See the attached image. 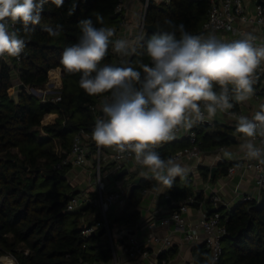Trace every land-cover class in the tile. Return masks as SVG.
I'll return each mask as SVG.
<instances>
[{
	"label": "trees",
	"instance_id": "obj_1",
	"mask_svg": "<svg viewBox=\"0 0 264 264\" xmlns=\"http://www.w3.org/2000/svg\"><path fill=\"white\" fill-rule=\"evenodd\" d=\"M115 2L63 0L62 6L57 7L52 0H47L40 24L30 25L33 31L24 32L22 24L16 22L15 31L25 40V48L19 65L16 57H10L23 85L13 96L8 95L13 86L12 68L0 60V254L11 253L18 264H79L80 258L108 260L111 256L99 232L83 236L80 227L67 226V216L74 212L66 211L65 207L74 190H70L69 183H63L66 179L54 168L58 160L54 145L58 141L62 148L68 149L77 131L92 132L95 125L90 106L108 93L89 96L79 87L81 74L66 73L60 61L64 49L78 42L80 20L90 17L97 27H111L119 22V15L113 13ZM97 14L103 17L102 25L96 22ZM206 15V0H171L167 5L148 8L145 22L159 30H168L165 21L170 20L173 24H183L190 34L198 35ZM57 26H62L59 36H50L45 30L48 27L55 30ZM152 34L147 32L145 39ZM110 45L101 67L110 65ZM148 59L144 49L138 47L130 63L140 70L138 65L147 64ZM55 67L62 71L59 101L42 102L24 89L44 85L48 70ZM49 113L56 117L53 122L42 125L43 117ZM194 129L204 151L234 143L229 135L237 133L236 127L222 124L212 128L196 124ZM186 144L184 138L171 140L155 151L163 159L174 151L173 145L181 148ZM226 167V162H220L210 180L223 175ZM202 168V174L208 177L207 168ZM145 187H155V180L141 178L127 202L111 210L110 221H137L140 196L136 195V189L141 191ZM168 191L175 200L192 194L188 186L179 189L174 184ZM246 203H236L224 214L228 236L223 239L230 241L232 250L227 257L223 250L218 264H264V200L259 204ZM88 210L85 207L84 211ZM191 250L193 264H206L208 251L203 245Z\"/></svg>",
	"mask_w": 264,
	"mask_h": 264
},
{
	"label": "clouds",
	"instance_id": "obj_2",
	"mask_svg": "<svg viewBox=\"0 0 264 264\" xmlns=\"http://www.w3.org/2000/svg\"><path fill=\"white\" fill-rule=\"evenodd\" d=\"M47 0H0V58L18 57L25 40L10 23L20 22L24 32L41 22ZM60 7L63 0H52ZM103 24V17L96 16ZM168 30H158L136 44L127 39L111 38V27H97L93 20L79 21L78 42L62 52L60 63L68 74L79 73V87L89 96L110 93L101 106L92 129L91 139L98 148L117 153L134 154L135 162L146 172L141 175L171 188L177 177L187 169L169 158L162 159L155 149L175 138L179 129H191L198 122L211 121L218 112L226 113L236 103L254 95V74L264 63V45L256 46V37L245 34L243 39L221 42L214 36L204 37L185 31L183 24L165 21ZM62 26L45 30L59 36ZM121 57H129L143 48L150 64L133 67L127 60L119 66H100L109 45ZM218 87V90H217ZM236 131L245 138L240 150L248 160L264 164V148L255 143L264 138V105L251 119L233 114ZM225 158L232 153L222 150Z\"/></svg>",
	"mask_w": 264,
	"mask_h": 264
},
{
	"label": "built area",
	"instance_id": "obj_3",
	"mask_svg": "<svg viewBox=\"0 0 264 264\" xmlns=\"http://www.w3.org/2000/svg\"><path fill=\"white\" fill-rule=\"evenodd\" d=\"M170 1L153 0L152 5H167ZM206 4V19L198 35L214 36L217 40L227 43L243 39L245 34L250 33L256 37L254 41L256 46L264 45V0H206ZM147 10V4L143 0H116L113 13L119 15L120 20L116 25L111 26L114 30L113 43L117 39H127L135 46L136 38L141 34L145 36L147 33L144 27L147 24L145 22ZM9 30L15 31V24L10 23ZM110 53V65L114 66H119L124 59L131 62L133 57V55L119 56L112 50V44ZM20 59V56L16 57L17 65ZM0 60L10 64L12 68L13 86L8 90V95L13 96L23 88L20 87L22 84L18 78V68L11 65L10 57L7 61L2 58ZM147 64H150L149 59ZM55 68L58 71L54 73V76L49 75V70L54 68L47 72L45 89L41 86H26L24 89L39 97L42 102L59 101L62 71L60 67ZM254 79L252 98L261 106L264 105V63L256 70ZM110 95L108 93L98 103L90 106L95 121L102 116L101 106L105 100L110 99ZM233 104L234 107L228 112H218L213 120L206 119L197 124L209 128L217 124L236 127L237 121L233 114L246 116L249 119L255 114L250 113L252 106L246 101L240 103L233 101ZM49 114L43 117L42 125L51 123L48 120ZM195 125L188 130L182 128L177 130L173 140L184 138L187 144L170 152L163 159L171 158L187 169V174L180 177L182 180H193L191 174L196 172L198 175L197 170L200 167L207 168L208 180H210L211 168L218 167V164L224 161L227 164L226 171L222 175L224 182L217 188L212 183H207L205 189L208 190V194L202 200L198 199V191L177 200L172 199L170 193L167 192L162 196L165 202L167 200L169 202L164 204L162 210L157 205L156 214L150 213L149 216L140 217L132 223L113 222L112 225L109 213L112 209L123 206L129 198L130 187L133 184L137 185L140 179L145 177L141 173L146 172V169L135 162L134 154H121L112 149L98 148L91 139L92 132L84 129H80L73 135L68 149L62 148L60 144L56 146L55 143L58 160L54 168L72 187L79 186V189L75 187L76 189L70 195L65 210L81 212L84 216L86 215L85 220L89 219L88 223L80 226L83 236L96 234L103 229L101 236L111 251L108 260L80 258L79 264H172L170 258L167 257L172 249L175 247L192 248L199 245H203L208 251L206 264H218L223 254L221 241L223 237L228 236L225 228L227 215L220 212L221 206L226 207L229 204L223 188L235 179L230 190L232 196L230 201L239 198L237 203L259 204L264 200V164L245 157L240 150V145L245 138L238 132L234 134V147L218 145L211 151H204L200 147L197 132L194 129ZM255 143L258 147L264 148V138L257 137ZM222 150L230 151L233 154L232 157L225 158ZM124 169L126 170L124 175L137 173L138 180L125 185L117 182L116 177H119V173ZM115 174L116 179H113L112 176ZM103 176H105L104 179ZM246 181L251 183L252 189H243L242 184ZM174 187L183 188L175 184ZM152 192V188H143L140 191V200ZM197 205L200 208L199 216L196 221H192L189 211ZM85 207L95 211L88 210L87 213L84 211ZM208 207L218 210L210 212L207 210Z\"/></svg>",
	"mask_w": 264,
	"mask_h": 264
},
{
	"label": "crops",
	"instance_id": "obj_4",
	"mask_svg": "<svg viewBox=\"0 0 264 264\" xmlns=\"http://www.w3.org/2000/svg\"><path fill=\"white\" fill-rule=\"evenodd\" d=\"M54 69H57V68H54ZM49 72H50V70H49ZM259 108H260V106H259ZM259 108L254 109L252 107L250 113H255L256 111L259 110ZM49 115L50 116H49L48 120L52 122L56 116L54 114H49ZM230 145H231V147L235 146L234 143L230 144ZM172 147H174L173 148L174 150H176V148H177L176 145H173ZM202 171H204V170L198 168V170H197L198 175L196 174V172L191 174V177L194 178L193 180H195V182H196V185L194 186L193 189H191V191H192V193L198 191L199 192V196H200V193H201V195H202V198H200L201 200L204 199V197L206 196V190L207 189H205V187H206L207 183L210 182V183H212V185L214 187L217 188L220 185H222V183L224 182V178H223L222 175H217L216 178L211 181V180H208V177H204V175L202 174ZM138 178H139V175H138ZM138 178L136 180H138ZM204 179H207L206 180L207 183H206L205 186H202V180H204ZM193 180L192 179H185V180L183 179L182 180V178L180 179V177H177V179L174 182V184L184 187V186H188V182L193 181ZM234 181H235V179L231 180L223 188V193L226 195L227 200H229L228 206L223 207V208H226V212L229 211L230 208H232L237 203V202L235 203V200L230 201V199L232 198L230 190H231L232 183ZM242 187L245 190L252 189V185L248 181L243 182ZM152 189H153L152 193H149L148 195H146L144 198H142L140 200V205H139L140 217L149 216L150 213H153V214L155 213L156 214V211H158L157 210V205L159 206V209L162 210L164 208V206H165V205L164 206L161 205V201L162 200L164 201V204L167 203V202H165V200L163 199V196H162L163 194H165L167 192L170 193L168 191V187L167 186H164V185L160 184L159 182H157L155 180V187H153ZM179 199H181V198H179ZM199 211H200V208L198 207V205L196 207H193V208L190 209L189 216H190V219H192V221H196L197 220V218L199 216V213H198ZM191 249L192 248H187V247L186 248L185 247H183V248H178V247L176 248L175 247L174 249H172L171 253L167 254V257L170 258L172 264H193V255H192V250Z\"/></svg>",
	"mask_w": 264,
	"mask_h": 264
},
{
	"label": "rangeland",
	"instance_id": "obj_5",
	"mask_svg": "<svg viewBox=\"0 0 264 264\" xmlns=\"http://www.w3.org/2000/svg\"><path fill=\"white\" fill-rule=\"evenodd\" d=\"M111 1H114V0H111ZM135 19V18H134ZM133 19V20H134ZM41 88L42 89H45V85H42L41 86ZM250 103L251 104V106L254 108V109H257V108H259V106H258V102H256V101H254L253 100V98L251 97V99H249L248 101H246V103ZM229 126H231V127H235L234 125L232 126V125H229ZM232 132L234 131L233 129L231 130ZM55 143H56V146H58L59 145V142L58 141H55ZM200 169H203L202 167H200ZM139 171H140V169H139ZM116 174L115 175H113L112 176V178L113 179H116V181L117 182H119L120 184H122V185H125V184H127V183H133L137 178H138V174L137 173H134V174H129V175H124V176H122V177H116ZM105 178V176H103V179ZM111 178V177H110ZM205 180V181H204ZM204 180H202V186H205L206 185V180L207 179H204ZM63 183H68L67 182V180H64L63 181ZM196 185V182H195V180H193V181H190V182H188V188H190V189H193L194 188V186ZM77 189H79L78 187V185L77 186H75ZM75 187H72L71 186V188H70V190L71 191H73V190H75L76 188ZM206 194H208V190H206ZM136 195L137 196H140V189H136ZM238 199L239 198H237V199H235V203L236 202H238ZM247 204V203H246ZM161 205H163L164 206V201L162 200L161 201ZM90 212H94L95 210H89ZM220 212L222 213V214H225L226 213V208H221V210H220ZM88 213V212H87ZM86 216V215H85ZM85 216L84 215H82V214H79V213H76V212H74V213H71V214H68V216H67V219H66V224H67V226L68 227H74V226H76V227H80V226H82L83 224H86V223H88L89 222V219H86L85 220ZM111 223H112V225L114 224L113 223V221L111 220ZM221 246H222V248H223V250H224V257H227L229 254H230V252H231V250H232V246H231V244H230V241L229 240H226V239H222V241H221ZM9 261V262H11L12 264H18V262H17V260L15 259V257L11 254V253H7V252H3V253H1L0 254V264H4L3 262L4 261Z\"/></svg>",
	"mask_w": 264,
	"mask_h": 264
},
{
	"label": "water",
	"instance_id": "obj_6",
	"mask_svg": "<svg viewBox=\"0 0 264 264\" xmlns=\"http://www.w3.org/2000/svg\"><path fill=\"white\" fill-rule=\"evenodd\" d=\"M143 2H146L147 7L150 8V7L152 6L153 0H143ZM144 27L146 28V31H147V32H151V33H154V32H156V31L159 30L157 27H155V26L152 25V24H145ZM20 87L22 88L23 86L20 85ZM229 136H230V139H231L232 141L235 140V136H234V135H229ZM216 169H217L216 166H213V167L211 168V170H210V171H211V172H210V176H211V177H214V174H215ZM125 173H126V170L124 169V170H122V171L119 173L118 176L121 177V176H123ZM135 188H136V184H133V185L130 187V193H129V196H131V194L133 193V191H134ZM167 202H169V200H167ZM223 207H225V206L223 205L221 208H223ZM207 210L210 211V212H214V211H216V210H218V209H217V208H214V207H208ZM103 232H104V230L101 229V230L99 231V234L101 235Z\"/></svg>",
	"mask_w": 264,
	"mask_h": 264
},
{
	"label": "bare ground",
	"instance_id": "obj_7",
	"mask_svg": "<svg viewBox=\"0 0 264 264\" xmlns=\"http://www.w3.org/2000/svg\"><path fill=\"white\" fill-rule=\"evenodd\" d=\"M56 71H58L57 69H52V70H50V72H49V75L50 76H54V73H56ZM4 264H12L11 262H9V261H4L3 262Z\"/></svg>",
	"mask_w": 264,
	"mask_h": 264
}]
</instances>
